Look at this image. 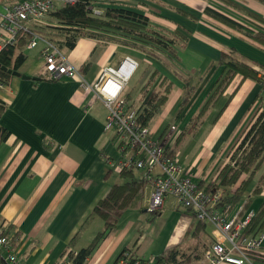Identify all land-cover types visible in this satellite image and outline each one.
Returning a JSON list of instances; mask_svg holds the SVG:
<instances>
[{
  "label": "crops",
  "instance_id": "0c3cea01",
  "mask_svg": "<svg viewBox=\"0 0 264 264\" xmlns=\"http://www.w3.org/2000/svg\"><path fill=\"white\" fill-rule=\"evenodd\" d=\"M232 1L264 20V0ZM205 2L208 1L109 0L101 3L129 5L144 13L157 32L168 36L179 32L185 36L187 45L176 48L178 63L160 54V60L155 61L142 52L116 44L83 39L75 50H64L67 56L62 51L82 80L37 83L12 77L9 86L0 90V103L7 106L0 126L10 134L9 140L0 145V227L6 228V235L11 239V255L19 264H62L69 252L76 254L87 249L105 232L100 219L88 221L97 205L120 183V174L117 182L111 179L115 152L111 143L115 144L117 139L115 134L109 137L110 132L105 129L108 109L92 91L105 69L116 70L126 59H132L140 65L132 82L142 68L143 87L155 72L174 83L168 104L148 125L156 141L169 138L168 155L221 83L223 55H231L234 60L264 75V47L207 18ZM221 12L264 34V27L244 14L225 8ZM41 49L34 51L40 55ZM34 51L25 47L23 54L27 60L19 70L22 76L33 79L38 78L43 66L29 65L27 53ZM161 60L189 80L190 88L196 89L182 111L186 84ZM126 96L130 97V107L141 110L145 101L141 91L139 98L132 97L130 92L129 95L124 92L125 99ZM263 103L264 87L253 81L242 83V78L237 77L205 123L179 148L177 161L183 175L197 185L214 183L217 172L229 163L230 150L255 120ZM172 128L176 129L175 133L171 132ZM147 190L150 206L152 188L147 186L145 199ZM259 197L264 199V191ZM171 200L173 203H169ZM147 207L143 204L144 210ZM248 209L243 205L235 215L231 213L244 221L250 212H256ZM184 212L170 197L166 198L163 210L153 222L151 216L146 219L145 214L137 215L132 223L129 220L121 222L127 212L115 231L106 233L88 264H116L124 253L129 254V250L141 260H150L147 256L155 254L158 236L154 227L158 225L164 230L172 225L171 220L176 222L165 248L174 249L181 222L190 226V221L180 216ZM185 213L193 217L188 211ZM145 223L152 224L156 238L152 239L151 233L146 232ZM195 224L191 225L190 232ZM255 264H264V261L257 260Z\"/></svg>",
  "mask_w": 264,
  "mask_h": 264
},
{
  "label": "trees",
  "instance_id": "16d2710c",
  "mask_svg": "<svg viewBox=\"0 0 264 264\" xmlns=\"http://www.w3.org/2000/svg\"><path fill=\"white\" fill-rule=\"evenodd\" d=\"M8 6L12 7L25 1L39 0H2ZM109 0H77L74 6L55 11L50 16V20L57 24L52 27H43L36 31H30L21 35L17 46L8 47L0 54V81L9 86V81L13 76L2 72V68L19 72L25 64L27 58L24 50L28 45L31 34L37 33L43 38L52 41L61 51H73L77 48L80 40L88 39L105 44H116L127 49H133L150 56L155 61L160 60V55L165 56L171 62L178 63V54L176 48L179 45L186 46L188 39L179 32L168 36L163 32H157L150 23V20L144 13L131 9L119 8L114 4L102 5V2ZM224 4L231 6L236 11L244 14L247 19L264 27V20L255 14L244 10L236 5H231L225 0H220ZM97 5L99 7H97ZM264 3V1H263ZM224 7V6H222ZM99 8L103 14L95 17L91 9ZM221 8V7H220ZM182 16L189 18L188 15ZM204 15L230 29L243 35L247 39L264 47V34L251 29L250 27L238 22L227 15L211 8L204 9ZM169 71H172L179 80L186 84L183 104L181 111L192 99L195 88H190V81L183 78L167 62L161 60ZM220 65L224 68V76L212 94L208 104L194 118L192 124L186 132L178 138L170 156L177 158L179 148L186 139L197 132L202 126L211 110L217 106L230 86L237 77L242 78V83L253 81L260 83L264 87V75L254 70L245 63L236 61L231 55H223ZM46 82L39 80L37 83ZM55 83V82H47ZM175 85L166 77L160 76L155 72L148 83L142 88L141 93L145 101L138 112V125L142 128H148L149 123L159 111L166 107L174 91ZM126 102L129 105L130 97L126 96ZM7 106L0 103V121ZM264 103L256 112L251 125L244 134L239 138L228 154V164L217 172L214 183L206 188L207 193L219 191L223 193V201L220 207H230L232 210L239 206L244 200L248 190L256 182L253 197H259L264 191ZM129 109H133L129 105ZM226 109V108H225ZM223 114V112H222ZM221 114V115H222ZM10 138L7 130L0 126V145L6 143ZM138 173L134 171L123 172L120 174V183L112 188L106 199L101 201L95 208L88 221L100 219L105 227V232L99 234L92 245L78 253L69 252L65 262L72 264H87L96 251L100 248L106 233L115 231L120 221L127 212L140 211L142 214H150L153 222L160 212L150 213L149 210L143 209L145 201V192L148 183L144 181ZM201 184L200 187H204ZM252 197V198H253ZM248 198L245 202V208L252 206L253 200ZM248 209V210H249ZM188 213L192 212L188 211ZM256 216L251 225L244 232L243 237L258 236L264 230V202L255 212ZM87 221V222H88ZM193 238H207L201 246L194 249L190 248L189 252L173 250L161 254L154 259V264H201L204 254L210 249L212 240L208 236L207 227L202 226L195 221ZM191 233V232H190ZM127 259L131 264L150 263L151 261L141 260L129 250V254H123L119 261ZM118 261V262H119ZM264 261V259H263ZM118 262L116 264H118ZM0 264H10L5 258L0 257Z\"/></svg>",
  "mask_w": 264,
  "mask_h": 264
},
{
  "label": "built area",
  "instance_id": "2783aa9c",
  "mask_svg": "<svg viewBox=\"0 0 264 264\" xmlns=\"http://www.w3.org/2000/svg\"><path fill=\"white\" fill-rule=\"evenodd\" d=\"M76 3L77 0H39L25 1L12 7L7 5L5 16L0 17V54L8 47L17 46L21 35L57 24L50 20L51 14ZM91 10L95 17L103 14L99 8ZM39 47H42L40 57L44 63L37 79L46 82L82 80L57 45L37 33L31 34L27 49L34 51ZM139 67V63L126 59L116 70L105 69L92 88L108 109L106 132H114L120 141L122 158L117 163L118 173L134 171L148 183L152 188L150 213L161 212L166 198L170 197L178 209L192 212L195 221L212 231V245L205 252L201 264H255V261L263 260L264 230L258 236L243 237L256 216L255 212H250L244 221L232 216L230 207H220L222 192L207 193L208 186L201 188L183 175L179 162L167 154L169 138L158 142L150 130L138 125L139 112L129 109L124 92ZM6 88L0 81V90ZM175 131L172 128L171 132ZM5 229L0 227V257L10 264H19L11 255V239ZM118 264L131 263L122 259Z\"/></svg>",
  "mask_w": 264,
  "mask_h": 264
},
{
  "label": "rangeland",
  "instance_id": "374dc122",
  "mask_svg": "<svg viewBox=\"0 0 264 264\" xmlns=\"http://www.w3.org/2000/svg\"><path fill=\"white\" fill-rule=\"evenodd\" d=\"M207 1H208L207 3L205 2L207 5L204 6V9L211 8L213 10L216 9V11L218 10L220 12L224 8L229 10V11H234L235 10L231 6H228V5L224 4L220 0H207ZM225 2L230 3L232 6L234 5V1H232V0H225ZM119 4L120 5L116 4L119 8H128L129 9V7H131L129 5H124V4H121V3H119ZM6 6H7V4L4 1L0 0V17L5 16V13H6L5 7ZM218 6H221V8H218ZM222 6H224V7H222ZM131 9H136V8L133 7ZM221 13H223V12H221ZM261 27H263V26H261ZM129 50H132L133 52H137L136 50H133V49H129ZM64 52H65V56H67L68 53L66 51H64ZM27 55H28V57L30 59V63H29L30 66H35L36 65L37 67H39V66H41V64L44 63L43 59L40 57L39 53L36 52V51L31 52V53L28 52ZM141 63H143V62L141 61ZM145 66H147V65H145ZM143 75H144V71L141 68L139 74L136 75V78L134 79V81L133 82L131 81L132 83L130 84V86L129 85L127 86L126 91H125L126 95L127 94L129 95V92H130L132 97L139 98L140 91H141V89H142V87H143V85L145 83V82H143ZM108 136L109 137H114V132L111 131ZM119 143H120V141H116L115 144L111 143V144H113L112 147H115L114 148L115 149V152H114V164L112 165V176H111L112 182H117L118 178H119V173L117 171V163L122 158V156H121V154L119 152ZM176 160H177V158H176ZM210 185L211 184H209L208 186H210ZM255 185H256V182L248 190V192H247V194L245 196V200L239 206L234 208V210L231 209V211H233V215H235L238 212V208L239 207L241 208L245 204V202L248 200V198H252L253 197V190L255 188ZM147 191L148 192L146 194V199L144 201V206H146V207L148 206L149 207V200H148L149 190H147ZM252 200H253L252 208H250L252 210H258L259 206L264 201V199L261 198V197H253ZM169 203H173V201L171 200V201H169ZM148 207H147V209H148ZM163 214L165 215V213H163ZM137 215L141 216L142 213L140 211H130L128 213L127 217L125 219H123L121 222H123L125 220H129V223H132V222H134V220L137 217ZM143 216H145L146 219L150 218L149 214H145ZM165 216H167V215H165ZM180 216L184 217V219L189 220L190 221V226L188 228V225H187V223L185 221L181 222V224L178 227V231L176 233V236H175L174 249L173 248L166 249L165 245L169 241V238H170V235H171V228L174 226L176 221L175 220H171V224L172 225L167 227L164 230L159 229L158 225L156 227H154L156 230H158L157 231L158 232L157 241L154 244V246H155L154 253L155 254L153 256H150V255L147 256V259H150L148 261L153 262L154 259L157 258L158 256H160L161 254L169 252V251H173V250H181L183 252H189L190 248L194 247V249H195L198 246H201L204 243V241L207 239V238L204 239L203 235H201L199 239L198 238L194 239L192 237L193 236L192 235L193 232L189 233L190 230L192 229L191 225H193L194 222H195L194 218L188 216L185 212L183 214H180ZM192 222H193V224H192ZM190 227H191V229H190ZM154 228L152 227V224L145 223V230H146V232H150L151 233V235H152L151 238L152 239L156 238V231H155ZM208 230H209V233L212 234V231L210 229H208ZM176 247H178V248H176ZM151 251H152V248H151Z\"/></svg>",
  "mask_w": 264,
  "mask_h": 264
},
{
  "label": "water",
  "instance_id": "95a60500",
  "mask_svg": "<svg viewBox=\"0 0 264 264\" xmlns=\"http://www.w3.org/2000/svg\"><path fill=\"white\" fill-rule=\"evenodd\" d=\"M1 70H2V72L7 73L10 76H13V77H16V78H21L23 81H27V82H30V81L39 82V79H37V78L33 79V78H30V77L22 76L17 71L8 70L7 68H2Z\"/></svg>",
  "mask_w": 264,
  "mask_h": 264
}]
</instances>
